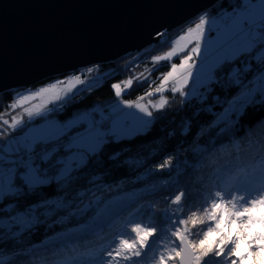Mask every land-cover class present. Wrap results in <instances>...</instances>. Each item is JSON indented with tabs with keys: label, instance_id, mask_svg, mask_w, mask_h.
Listing matches in <instances>:
<instances>
[{
	"label": "snow or ice",
	"instance_id": "snow-or-ice-1",
	"mask_svg": "<svg viewBox=\"0 0 264 264\" xmlns=\"http://www.w3.org/2000/svg\"><path fill=\"white\" fill-rule=\"evenodd\" d=\"M213 29L215 41L206 39V32ZM164 35L155 33L157 38ZM178 40L186 41L181 49L186 54L158 77L155 91L149 85L150 91L145 93L160 96L159 103L152 105L157 112L170 103L163 95L167 90L179 94L181 108L193 102L218 106L213 124L222 125L221 131L235 129L250 111L264 113V0L221 4L213 16L207 12L200 15L195 27L187 28ZM193 41L195 46L188 51ZM178 55L173 46L164 55L152 57L153 70L157 62ZM92 71L87 68L88 73ZM100 79L87 83V90ZM139 79L111 84L115 97L119 99ZM83 83L81 75L70 82L73 86ZM61 93L67 96L68 89L53 84L19 96L10 108L37 97L49 99L34 109H23L27 123L22 116L0 121V241L30 233L42 217H54L74 186L104 164L107 150L128 139L119 136V122L103 111L98 118L97 113L77 112L51 119L55 109L47 104L61 100ZM123 104L153 118L146 105L127 100ZM115 106L118 112L119 104ZM152 122L144 121L146 125ZM258 126L264 127V117L247 130L240 125L247 137ZM260 144L261 152L250 156L247 166L216 170L205 191L197 190L195 195L191 189L177 186L162 197L166 206L159 211L155 204L141 206L127 216L123 205H117L119 210L101 209L93 232H103L106 227L110 239L73 258L71 264H264V142ZM174 161L175 157L168 155L154 167L161 172L168 169L169 175L175 171L177 177L172 182L178 185L180 168H174ZM9 260L11 257L0 251V264Z\"/></svg>",
	"mask_w": 264,
	"mask_h": 264
},
{
	"label": "trees",
	"instance_id": "trees-1",
	"mask_svg": "<svg viewBox=\"0 0 264 264\" xmlns=\"http://www.w3.org/2000/svg\"><path fill=\"white\" fill-rule=\"evenodd\" d=\"M236 2L221 0L206 12L213 15L220 10L221 4ZM197 20L198 17L185 24ZM180 27L162 31L165 35L144 49L130 51L104 64L94 65L101 79L90 90L86 86L57 102L55 112L50 117L59 120L70 114L89 111L95 106L105 112L111 103L118 100L111 84L124 85L129 78L140 79L119 100L135 102L150 91L149 85L153 91L160 82L158 77L169 70L171 62L178 63L180 56L171 61L157 62L154 70L152 57L160 56L171 46ZM51 79L28 87H35ZM20 88L25 87L0 93V121L10 120L13 116L15 110L9 105L13 101L14 92ZM166 97L170 103L163 112L154 110L153 122L147 127L151 131L147 135L138 136L135 133L126 136L128 139L123 143L109 148L104 164L90 171L87 177L74 186L67 194V203L54 217H42L41 223L30 233L9 237L7 242L0 241V251L11 257L8 264H71L73 258L81 257L105 243L111 233L105 227L103 232L91 230L83 234V237L66 235L93 224L101 209L115 204L113 200L125 202V216L150 204L157 205L159 211L166 206L162 197L175 191L177 186L191 189L194 195L197 190L203 192L216 170L247 166L250 156L261 152L264 127H256L250 137L243 134V130L264 117L259 109L250 111L235 129L221 131L222 125L213 124L214 114L219 111L218 106L210 102L203 106L193 102L181 108L179 94L166 92ZM240 125H243V130ZM249 139L251 143H248ZM168 155L175 157L174 168L179 165L178 185L172 182L177 177L175 171L169 175L168 169L162 172L155 170V164L162 162ZM109 156L112 158L108 159ZM135 194L138 195L132 199ZM157 196L161 199H157ZM66 241L69 243L64 244ZM148 259L145 257L146 261Z\"/></svg>",
	"mask_w": 264,
	"mask_h": 264
},
{
	"label": "water",
	"instance_id": "water-1",
	"mask_svg": "<svg viewBox=\"0 0 264 264\" xmlns=\"http://www.w3.org/2000/svg\"><path fill=\"white\" fill-rule=\"evenodd\" d=\"M221 0H0V93L104 64Z\"/></svg>",
	"mask_w": 264,
	"mask_h": 264
},
{
	"label": "rangeland",
	"instance_id": "rangeland-1",
	"mask_svg": "<svg viewBox=\"0 0 264 264\" xmlns=\"http://www.w3.org/2000/svg\"><path fill=\"white\" fill-rule=\"evenodd\" d=\"M204 13H202V14H204ZM208 15L211 17L214 14L213 15L212 14H208ZM198 22H199V17H198V20L193 22V23H187V24L182 25L179 28V30L176 32V35H175V37L172 40L171 46L168 49H166L165 51H163L160 56H162L166 52H168L171 49V47H173V46L176 47L177 52L179 54L178 56H182V55L186 54L185 52H181V49L183 48V46L186 43V41L178 40V38H179L180 35H182L187 30V28L195 27V24H197ZM216 35H217L216 30L213 29L210 34L207 35V33H206V39H211V40L215 41ZM194 46H195V42L193 41V43L188 46V51H190L191 47H194ZM202 47H204V45H202ZM196 63H197V67H199L200 64H199L198 60L196 61ZM89 67H91L93 69V71L91 73L87 72V68H89ZM89 67L81 68L77 72L66 74L63 77L53 78V79H51V80H49V81H47L45 83H42V84H39V85L35 86V87H31L30 86V87L20 88L19 90H16L14 92L12 103H14L19 98V96L30 95L32 92L39 91L40 88L49 87L50 85H53V84L57 85L58 88L68 89L67 96H65L64 93H61V96H62L61 100H63L66 97H68L69 95H71L72 93H74V92L86 87L87 83H90L91 81H93L94 78H97V77L101 78V75L99 74V72L96 71L95 68H93L94 66H89ZM195 72H196V70L194 69V71H193L194 78H195ZM75 75H81V79L83 81H85L86 83L77 84L75 86L70 84V82L72 81V78ZM171 86H172V82L170 81L169 85L167 87L170 88ZM189 87H191V83H190ZM153 91H155V89ZM166 92H170V91L166 90L163 93L164 97H166ZM48 99H49V97H47V96H45V97H37L35 100H30L27 103H24L22 105H18L14 109L11 108L12 110H15L13 116H18V117L22 116L24 121H25V123H27L28 122V117L23 112V109L24 108H33L34 109L36 106H38V105H40L42 103H47ZM61 100H59V101H61ZM59 101H57V102H59ZM159 101H160V96L159 95H156V96H146L145 95V96H143V99L140 98L139 100H137L135 102H131V103H133V104L140 103L142 105H146V106L149 107V110L154 112L155 108H153L152 105L158 104ZM57 102H55L54 104H47V107L48 108H55V105H56ZM117 103L119 104V111L118 112L114 111V109L116 107L115 104H117ZM99 110H101L99 108V106H95L89 111H82L80 113H85V112H87V113H97V118H98V115H99V112H100ZM104 114L106 116H110L113 121H118L119 122V126H120V129H121V131L119 133V136H131V135L137 133L138 131H144L149 126V124L146 125L144 123V121L145 120H149V119L153 120V118L146 117L143 113L139 112V110L136 109V108H128V107H126L123 104V100H119V99L115 100L113 103H111V105L109 107H107V109L104 112ZM50 118L54 119L53 117H50ZM36 120L39 121L40 118H36ZM137 195L138 194H135L132 199H134ZM112 202H115V204L114 205H106L104 208L107 207V208H111V210H118V206L117 205H124V203H125V202L119 201V200H113ZM97 223H98V219H96V221L93 224L88 225V226H86L83 229L76 230V231H74V232H72L70 234H67L66 236L72 234V235L75 236L74 238L83 237V234L85 235L86 232H89L91 230L93 231V228L96 227ZM97 232H99V231H97ZM63 237L65 238V236H63ZM50 242H52V241H50ZM60 243H62V242H60ZM68 243H69V241H66V243H64V244H68ZM242 249H243V246H242Z\"/></svg>",
	"mask_w": 264,
	"mask_h": 264
},
{
	"label": "built area",
	"instance_id": "built-area-1",
	"mask_svg": "<svg viewBox=\"0 0 264 264\" xmlns=\"http://www.w3.org/2000/svg\"><path fill=\"white\" fill-rule=\"evenodd\" d=\"M211 32H212V31H211ZM211 32H206V33H207V35H208V34H210Z\"/></svg>",
	"mask_w": 264,
	"mask_h": 264
}]
</instances>
